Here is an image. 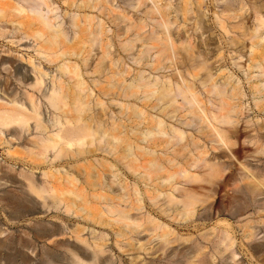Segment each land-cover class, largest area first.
<instances>
[{
  "label": "rangeland",
  "instance_id": "obj_1",
  "mask_svg": "<svg viewBox=\"0 0 264 264\" xmlns=\"http://www.w3.org/2000/svg\"><path fill=\"white\" fill-rule=\"evenodd\" d=\"M228 2L234 7L228 8ZM157 3L172 23L170 35L179 52L177 65L168 61L166 67L171 68L160 70L158 74L152 71L159 60L156 57L158 48L162 43L169 46L171 43L159 28L158 15H147L152 4L149 2L133 9L127 5V0H113V6L118 7L115 14L121 11L136 26H145L146 34L136 40L133 29L124 37H118L119 30L113 25L111 55L105 61L111 70L99 75L93 72L103 70L100 53L95 47L90 48L85 34L73 39L69 27L70 16L91 14L68 6L63 0H52L49 16L56 18V22L70 32L71 41L61 40V47L49 49L50 31L40 26L28 12H14L11 5H6V0H0V8L4 9L0 14V97L12 92L19 100L29 101L27 94H33V101L47 121H53L56 115L63 117V122L65 118L73 120L81 115L92 126L105 121L106 129L111 130L114 125L116 131L113 134L121 138L114 145L86 141L83 147L74 146L59 159L53 160L49 156L45 161L34 157V135L30 132L24 135L16 128L20 140L14 139L11 145L0 142V264H80L76 234L88 243L94 237H101L106 253L99 259L100 264H188L190 256L200 247H203L202 257L206 264H219L220 261L221 264H264V179L260 192L252 194L248 189L249 180L241 179L247 173L239 165L243 163L252 168L258 164L257 170L264 173V163L261 165L252 159L264 142V92L259 95L256 91L264 80L256 67L259 62L264 64V39L253 36L259 25L255 7L259 8L264 22V0H204L201 6L195 2L185 5L173 0L171 7L167 6L166 0ZM226 8L233 12H224ZM44 12H47L46 8ZM17 23L22 27L18 28ZM116 23L120 28L129 24L128 21ZM38 30L44 33L43 39L32 38ZM152 31L155 34L150 38ZM260 33L264 34V27L260 28ZM127 43L130 45L125 48ZM41 46L43 49L40 50ZM184 46L189 47L197 64H203L205 70L190 66L189 57L182 49ZM87 59L88 66L85 64ZM20 63L40 68L47 74L46 83H51L53 78L61 81L71 97L79 94L76 84L84 83L85 91L81 94L85 112L78 114L71 98L65 114L52 110L42 91L25 87L23 77L18 73ZM76 66L79 76L66 75L60 70L67 67L73 71ZM143 75L158 78L167 75L173 80L183 78L193 86L204 108L212 114L219 113L221 99L212 93L213 85L224 88L232 96L227 102L235 110L232 113L234 123L217 125L232 136L228 147L213 141L215 137L209 131L200 137L201 147L196 150L190 145L195 126H182L186 134L182 145L187 147H174V155L172 148L158 146L159 140L147 147V151L155 152V157L149 156L151 159L163 162L167 157L175 158L174 168L165 164L170 172L187 169L189 174L200 179L198 182L188 180L186 184L179 177L175 184L179 189L174 192L178 200L187 192L195 193V212L188 219H171L170 214H164L161 209L165 208L164 197L165 193H170V186L143 178L142 149L146 147L142 133L144 124L148 122L151 127L155 124L159 114L153 109L155 101L145 105L141 97H124L118 87L110 86L112 82L123 80L130 83ZM209 76L211 81L203 84ZM94 80L99 84L95 86ZM132 91L141 93L136 89ZM178 99L182 103L183 100ZM188 108H182L173 120L165 118L167 125L181 127V118ZM137 112L145 114L138 116ZM190 117L187 116L188 121ZM30 126L34 127L32 121ZM0 136L5 140L11 138L5 134ZM130 147L137 158L132 164L134 170L126 166L131 157L126 158L128 161L123 159L125 150ZM78 150L82 153L78 154ZM7 151L16 154L17 158L7 156ZM193 158H204L206 163L200 161L189 167ZM33 161L38 165H32ZM208 163H218L226 168L213 183L201 181L207 179ZM44 172L54 176L50 181L60 189L80 193L81 199L65 195L67 202L75 203L71 211L65 212L63 206L55 207L50 199H37L33 192H27L26 188L31 184L27 177L34 185L41 186L48 181L43 177ZM66 178H71L70 184ZM159 194L161 196L157 198ZM109 206L114 207L113 210L127 211L132 220L143 227L147 218L167 227L158 229L153 235L143 227L129 231L123 223L115 221L116 213L107 212ZM165 231H171L168 239L173 242L165 244L162 241L160 236ZM246 231L252 232L251 238L243 237ZM221 233H227L233 245L230 248L228 244L224 245L226 250L219 256L215 253L214 242ZM117 244L123 250H119ZM90 253L88 251L87 255Z\"/></svg>",
  "mask_w": 264,
  "mask_h": 264
},
{
  "label": "bare ground",
  "instance_id": "obj_2",
  "mask_svg": "<svg viewBox=\"0 0 264 264\" xmlns=\"http://www.w3.org/2000/svg\"><path fill=\"white\" fill-rule=\"evenodd\" d=\"M7 6L11 5V8L14 12L19 11V13L28 12L30 17L34 19L40 26L47 28L51 35L47 40L49 44V49H56L61 47V40L71 41L70 32L62 28V24L56 22V18H51L49 13L51 12V2L52 0H6ZM11 1V2H10ZM158 0H127V5L133 9H139L142 6H145L147 3H151L153 8L147 12V15H158L160 18L159 28L165 34L166 37L170 38V49L169 44L162 43V47L158 48L154 46L153 48H158V53L156 57L159 59L157 62V67H154L152 71L158 72L160 70H165L166 68H171V66L166 67V63L169 61L172 65H177V55L179 54L177 47L175 46L174 41L171 39L170 35V25L172 24L167 19V14L164 8L157 3ZM169 7L172 6L173 0H166ZM182 4L193 5L195 2L197 6H201L204 0H179ZM229 1V0H226ZM8 2H10L8 4ZM68 6H75L80 11H85L87 14L81 16L80 14H75L70 16L69 27H71V34L73 39L79 38L85 34L89 39L90 48H96L97 52L100 53L101 58L103 59V70H96L93 74H101L111 70L110 65L105 63L111 55L112 44L110 42V35L113 32L112 26L115 25L119 34L118 37H124L128 34L129 31L135 29L136 31V40L140 39L141 35L146 34L144 30L145 26H136L129 19H127L123 12L119 11L120 14H115V9L118 7L113 6V0H63ZM228 8L234 7L232 2H228ZM44 8L47 9V12H44ZM257 20L259 22L258 28L255 30V38L259 40L264 39V34L260 33V28L264 27V22L260 17V10L258 7H255ZM4 9L0 8V14H3ZM224 12H233L231 9H225ZM116 21L121 23L129 22L128 25H125L120 28L119 24ZM142 21V19H141ZM144 22V21H143ZM18 28L22 27L21 23H17ZM155 32L152 31L149 33V37L152 38ZM43 39L44 33L42 30L36 31L35 35L32 38ZM26 38H29L27 35ZM130 44L127 43L124 47H128ZM43 49L41 46L40 50ZM45 50L47 48H44ZM182 49L186 52L189 57L188 61L190 66L194 69L199 67L201 70H205L203 64H197L195 57L192 56V52L189 47L184 46ZM252 52V49H251ZM87 59L85 64L88 66ZM161 61V62H160ZM257 69L260 71V77L264 78V64L257 63ZM63 74L79 76L78 67H74V70L71 71L67 67L60 69ZM18 73L23 78V82L27 89L31 88L37 91H42L43 98L47 101L50 108L54 111H57L59 114H65V109L69 106L68 100L71 98L74 110L78 114H82L86 110V105L84 103L83 96L81 92L85 91L84 83L78 82L76 87L79 91L78 95L73 97L69 96V92L65 91V88L61 81L53 78L51 83H46L45 77L47 74L44 73L40 68H37L34 64L23 65L22 63L18 64ZM211 81V76L207 80L203 81V84ZM93 84L96 86L99 84L98 81L94 80ZM44 88L42 89V87ZM112 88L118 87L124 97H141L145 102V105L148 102L154 100L153 109L158 110L159 114L156 116V121L153 127L147 122L144 124V131L142 133V140L145 143V148L142 149L143 152V178L146 181H151L155 179L159 182L160 185L170 186V193H165L164 200L166 201L165 208L161 209L164 214H170L171 219H188L194 215L197 199L195 193L187 192L185 195H181V200H178L175 197L174 192H178L179 189L175 185L177 184V179L182 177L186 182L190 180L191 182H198L200 179L196 175H191L188 173L187 169L170 172L168 166L175 167L173 164L176 160L173 157L165 158V161L161 162L157 159H151L149 156L155 157V152L147 151V147H150L152 143L158 141V146L164 148H172L173 155L176 153L174 147H187L182 145L185 141V131L181 128L195 126L196 132L190 136L192 142L191 146L195 147L198 150L201 146L199 144L200 137L205 136L208 132H212L215 141L217 144L224 147L230 145L232 136L228 134V130L219 128L217 125H230L233 124L232 113L235 111L234 108L227 102V99L231 98V95H228L224 88L213 85L214 95L220 97L218 103V114L208 113L207 109L204 108L203 102L199 100V96L195 93L193 86L191 87L187 81L183 78L173 80L169 76L158 77H147L139 76L138 79H134L132 82L127 83V80H123L121 83L112 82L110 84ZM132 89L141 91L140 95L133 92ZM257 94L264 92V80L262 85L256 89ZM131 92V94L129 93ZM108 95V94H106ZM183 101L179 103V99ZM29 101H22L15 97L12 92L7 93L4 97H0V135H6L11 137L5 140L0 136V142L6 144H12L15 140H20L21 136H16L15 129L20 128L21 132L31 133L34 135V142L32 144L34 152V157H38L42 160H47L49 156H52L53 160L59 159L61 156H65L69 149L76 146L77 148L83 147L86 144V141H89V144L96 143H113L120 142L121 138L113 134L116 131V127L113 125L111 130H107L105 126V121H100L97 125L92 126L88 121H86L81 115L75 117L73 120L65 118L63 122V117L57 116L53 121H47L42 117V114L39 110L37 104L33 101V94H27ZM188 106L182 120L180 121L181 127H176L175 125L168 126L165 118L173 120L175 115L184 107ZM124 109V107H122ZM129 107H125L127 109ZM136 112V111H135ZM138 116H143L145 113L137 112ZM209 115H212L210 117ZM187 116H191L188 121ZM33 122L34 127L30 126V122ZM68 125L69 127L65 126ZM183 126V127H182ZM160 137V138H159ZM109 139L112 142H109ZM82 151L78 150V154H81ZM52 154V155H50ZM6 155L15 158L16 154L13 152L7 151ZM131 159L128 161L126 158ZM17 158V157H16ZM124 160L128 161L126 166L128 169H133L132 164L137 161L136 155L133 154L132 147L128 148L124 152ZM252 159H255L256 163H264V142L261 150ZM14 160V159H13ZM206 163V160L203 158H193L192 162L188 164L189 167L192 165L196 166L198 162ZM35 166L38 165V162H32ZM240 167L247 173L243 176V180H249L248 189L252 194H257L260 192V186L262 187L261 182L264 179V173L258 171V164L252 165V168H248L245 164H239ZM208 168L207 179H202L201 181H206L208 183H213L214 180L222 176V173L226 170L224 166H221L218 163L206 164ZM137 170H135L136 172ZM44 178H48V181L43 182L41 186L33 184L31 178L27 177L31 184L26 188L27 192L31 191L35 194L37 199L46 200L47 198L51 200V203L60 208L63 206L65 212L72 210V207L75 205L74 202H67L65 195H71L77 199H81L82 196L79 192L74 190H62L60 187L56 186L54 183H51L50 179L53 178V175H49L47 172L43 173ZM115 175H113V178ZM71 178H66V182L69 184ZM242 180V181H243ZM187 184V183H186ZM264 185V184H263ZM264 187V186H263ZM264 189V188H263ZM161 194L157 196L160 197ZM156 198V200H157ZM154 200V199H153ZM168 207V208H167ZM115 209L112 206L107 208L109 214H115L117 218L116 222H121L125 225L129 231L137 230L140 227H143L142 224H136L132 218L128 215L127 211L124 210H113ZM81 211H84L80 207ZM138 210V208H137ZM88 216V215H87ZM167 226L156 223L153 219L147 218L146 225L143 227L144 231L154 234L158 229H164ZM262 228V227H261ZM264 231V230H263ZM73 233V231H72ZM118 235L122 236L121 233ZM171 235V231H165L160 237L165 244L173 242L169 240L168 237ZM252 232L246 231L243 235L245 239L252 237ZM75 240L79 242V263L80 264H100L99 259H101L106 253L105 244L101 237H94L91 243H88L84 238L76 234ZM215 243V253L221 256L226 248H223L224 245L228 244L229 248L233 245L231 237L227 233H221L217 236ZM119 250H123L119 244H117ZM143 246H140L142 248ZM203 247L197 248L194 251V255H191L188 261V264H206V261L202 257ZM90 251V255H87V252ZM78 257V256H77ZM139 258V257H138ZM105 259V258H104ZM135 262V261H134ZM103 263V262H102ZM132 263V262H131ZM220 261L219 264H221ZM139 264V263H138Z\"/></svg>",
  "mask_w": 264,
  "mask_h": 264
}]
</instances>
